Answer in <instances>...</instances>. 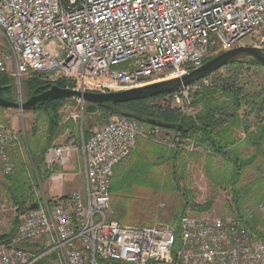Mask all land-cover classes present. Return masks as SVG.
Here are the masks:
<instances>
[{
	"label": "built area",
	"instance_id": "built-area-1",
	"mask_svg": "<svg viewBox=\"0 0 264 264\" xmlns=\"http://www.w3.org/2000/svg\"><path fill=\"white\" fill-rule=\"evenodd\" d=\"M264 26V0H0V74L15 88L39 76L50 86L69 82L81 93H109L180 78L208 56L241 47ZM209 77L159 96L152 106L179 110ZM73 119H76L74 117ZM24 137L0 122V167L12 176L11 152ZM138 139L177 148L180 134L113 115L78 145L52 147L44 155L50 197L42 192L24 208L0 197V216L9 212L15 235L0 243V264H35L25 244L50 243L61 264H264V239L238 216L194 218L177 225H121L112 220L115 167ZM79 154L83 189L62 190L64 169ZM35 185V184H34ZM35 191V195L38 193ZM41 193V194H40ZM36 205V209H31Z\"/></svg>",
	"mask_w": 264,
	"mask_h": 264
},
{
	"label": "trees",
	"instance_id": "trees-1",
	"mask_svg": "<svg viewBox=\"0 0 264 264\" xmlns=\"http://www.w3.org/2000/svg\"><path fill=\"white\" fill-rule=\"evenodd\" d=\"M262 50L264 51V44ZM207 61L209 59L205 62ZM245 65L264 69V66L260 63L245 59H238L223 67L228 69L225 76L220 75L213 86L203 88L195 93L191 105L198 111L193 117L186 116L179 110L152 106V101L159 96L148 97L119 106H100L84 103L88 110L98 113L97 121L101 124L106 123L113 115H120L135 119L145 126H156L165 132L180 134L181 142L178 144V148L172 151L171 159L167 160L168 164L166 161L163 162L165 164L156 165L127 162V159L132 155L131 153L115 167L110 188L111 207L114 210L113 220L125 223L123 219V217L125 218L124 208L121 204L127 199H132L133 195L125 192L124 188L133 184L132 176L135 177L136 174L138 176L141 174V170H148L149 168H155V166L156 168L167 166L171 170V177L178 180L176 169L179 164L184 166L188 160L197 162L196 160L206 158V161L212 167L219 159V161L224 162L223 167L226 174H228L227 181L234 198L236 216L241 218L244 224L259 234L261 238H264V235L258 232V228H264V222L258 216L260 213L259 206L264 203V179L259 176L256 179L246 180L245 178L242 180L247 174L255 172L261 165L258 161V153L262 151L261 148L264 145V85L261 88L259 86L253 88L251 85L248 86V83V88H244V84H240L239 71ZM27 85L31 95L40 94L51 87L36 75L28 79ZM56 86L71 88L69 82L65 81L58 82ZM9 87V78L4 74H0V98L11 101ZM73 101H76V99L47 102L37 105L32 110V112L39 115L31 136H29L28 144L30 154L35 158L33 165H31L35 175H33V179H29L27 175L25 177L23 172L16 177L7 178V184L2 189L11 206L22 209L28 203L34 201L33 181H40L41 177L46 179L48 176L44 165V155L47 150L57 146L56 142L64 135L66 129L61 125L59 110L62 107L71 105ZM3 110L7 109L0 108V111ZM237 131L246 134V141L250 142L255 148L254 155L243 158L238 154L240 149L234 147L238 141ZM90 135L91 133L83 137L84 141ZM79 142L78 139L71 144L77 145ZM189 146L192 151L184 152V149ZM174 185L177 184L174 183ZM177 192L179 193L178 190ZM187 193L188 195L189 193L192 194V192ZM16 226L15 222L14 230L12 229L1 236L0 243H8L14 237Z\"/></svg>",
	"mask_w": 264,
	"mask_h": 264
},
{
	"label": "rangeland",
	"instance_id": "rangeland-1",
	"mask_svg": "<svg viewBox=\"0 0 264 264\" xmlns=\"http://www.w3.org/2000/svg\"><path fill=\"white\" fill-rule=\"evenodd\" d=\"M0 43H2L1 38ZM240 44L245 47L262 49L264 44V26L251 36L244 38ZM214 57L215 56L210 55L208 59L211 60ZM227 71L228 69L222 68L217 73L210 76L208 79V87L213 86L214 83L218 81L216 79L220 75L225 76L228 73ZM239 75L240 84H244V88H248V83V86L251 85L253 88H255V86L261 88V86L264 85V69L262 68L245 65L241 67ZM27 81L28 79L22 80L21 82V95H19V97L22 102L32 96ZM198 91L199 90L191 94L190 101L182 108L183 110H179L177 107L173 109L179 110L186 116L193 117L198 110L192 107L191 102L194 99L195 93ZM9 92L11 101H17L16 99L18 98L14 93L15 88L11 83ZM59 111L61 115V125L66 129L64 135L56 142V145L75 143L81 136L86 137L96 127L101 125V123L97 121L98 113L88 110L86 105L78 100L73 101L71 105L62 107ZM74 117H76V119H73ZM38 118V113L32 111H0V121L13 129L16 133L21 134L25 139H23L21 151L10 154V159L14 166L13 175H4L0 167V197L3 198L2 200H5L9 206L11 205L2 189V187L7 184V178L16 177L23 172L25 177L27 175L29 179H33V175H35L31 167L35 158L31 156L28 144L30 140L29 136H31V132ZM196 161L197 162L188 160L187 164H184V166L179 164L176 169L178 180L171 177V170H169L167 166L163 168H156L155 166V168H149L150 170H141L142 172L138 176L137 174L135 177L132 176L133 184L124 188V191L128 192V194H132L133 198L127 199L123 203L121 202L124 208L125 218L123 217V219L125 223L118 220L117 222L129 226H153L155 224H169L175 226L183 213L199 219L236 216L234 198L229 187V182L227 181L228 174H226V170L223 167L224 162L217 159L214 165L215 167H210V163L206 161V158ZM64 173L66 175L65 171ZM259 176L264 179V163H261L260 167L257 168L255 172L247 174L242 180L245 178L246 180L251 178L256 179ZM65 180L66 176L64 178L63 187ZM174 183L177 185H174ZM33 184H35L33 187L36 188L35 181H33ZM47 186L43 188V194L46 195V198L50 195V193H48L50 191V189H48L49 184H47ZM37 189H35V191L38 192ZM186 192H192V194L189 193L188 195ZM37 196H40L39 192L37 195H34L33 200H35ZM113 214L114 210H112V217L114 216ZM258 216L261 218V221L264 222V211H260ZM14 220V216L10 212L0 216V237L10 230H14ZM138 222L140 223L138 224ZM258 229L261 234H264V228L260 227ZM49 247L50 243L45 240H36L32 243L25 244V248L33 255H43L35 264H61L55 253L46 254Z\"/></svg>",
	"mask_w": 264,
	"mask_h": 264
},
{
	"label": "water",
	"instance_id": "water-1",
	"mask_svg": "<svg viewBox=\"0 0 264 264\" xmlns=\"http://www.w3.org/2000/svg\"><path fill=\"white\" fill-rule=\"evenodd\" d=\"M238 59L254 60L264 66V51L261 48L241 46L214 57L213 59L205 62L201 68L189 72L180 78L164 80L132 90L109 93H81L67 88L51 86L49 89L40 94L32 95L24 102H13L0 98V108L20 112H30L39 104L68 99H76L81 103H89L100 106L124 105L130 102L140 101L148 97L161 96L177 91L182 87L198 82L199 80ZM36 208V205L31 206V209Z\"/></svg>",
	"mask_w": 264,
	"mask_h": 264
},
{
	"label": "crops",
	"instance_id": "crops-1",
	"mask_svg": "<svg viewBox=\"0 0 264 264\" xmlns=\"http://www.w3.org/2000/svg\"><path fill=\"white\" fill-rule=\"evenodd\" d=\"M252 131V130H251ZM250 131V132H251ZM164 132V131H163ZM172 133V132H168ZM236 137L238 139L237 143L234 145V147H238L240 149V152H238L239 155H241L243 158H248L251 155L255 154V148L252 146L250 142H247L245 137L246 134L243 133L242 131H237L236 132ZM81 140V137L79 138ZM178 148V147H177ZM177 148H169L167 146L162 145L158 141H151V140H146V139H138L136 148L132 152V155L127 159V162H132V163H143V164H151V165H156V164H161L163 162H167V160L171 159L172 157V151L177 149ZM262 151L259 152L258 154V161L260 163H264V145H262ZM191 152L192 148L189 146L184 149V152ZM14 153V152H11ZM71 162L65 167L63 171L66 172V180L64 187L61 191H58L56 195H68L71 192L74 191H81L83 189V176H82V167H81V160H80V155L75 153L73 154L71 158ZM165 164V163H163ZM168 164V162H167ZM166 164V165H167ZM43 181V182H42ZM46 179H42L41 177V182H42V192L44 193V186L46 187L48 182ZM48 187V186H47ZM46 189V188H45ZM50 189V187L48 188ZM50 193V191L48 192ZM52 196V195H49ZM48 196V197H49ZM260 211H264V203H262L259 206ZM129 226V225H127ZM258 232L260 230L258 229ZM264 235V234H262ZM260 237V235L258 234ZM261 238V237H260ZM264 239V238H263ZM53 264V263H50Z\"/></svg>",
	"mask_w": 264,
	"mask_h": 264
},
{
	"label": "bare ground",
	"instance_id": "bare-ground-1",
	"mask_svg": "<svg viewBox=\"0 0 264 264\" xmlns=\"http://www.w3.org/2000/svg\"><path fill=\"white\" fill-rule=\"evenodd\" d=\"M162 131H163V130H162ZM164 132H165V131H164ZM81 137L83 138V136H81ZM86 141H87V140H86ZM80 142H81V140H80ZM80 142H79V143H80ZM79 143H78V144H79ZM78 144H77V145H78ZM61 145H65V144H60V145H57V146H61ZM72 145H75V144H72ZM55 147H56V146H55ZM40 181H41V180H40ZM112 220H113V219H112ZM114 221H115V220H114ZM116 222H117V221H116Z\"/></svg>",
	"mask_w": 264,
	"mask_h": 264
}]
</instances>
